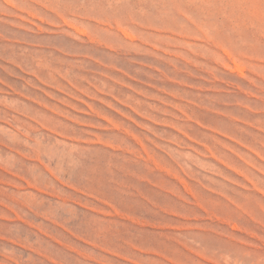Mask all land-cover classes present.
I'll list each match as a JSON object with an SVG mask.
<instances>
[{
    "label": "rangeland",
    "instance_id": "rangeland-1",
    "mask_svg": "<svg viewBox=\"0 0 264 264\" xmlns=\"http://www.w3.org/2000/svg\"><path fill=\"white\" fill-rule=\"evenodd\" d=\"M0 264H264V0H0Z\"/></svg>",
    "mask_w": 264,
    "mask_h": 264
},
{
    "label": "bare ground",
    "instance_id": "bare-ground-1",
    "mask_svg": "<svg viewBox=\"0 0 264 264\" xmlns=\"http://www.w3.org/2000/svg\"><path fill=\"white\" fill-rule=\"evenodd\" d=\"M126 34V33H125ZM127 36V35H126ZM239 70V69H238ZM241 71V70H240ZM21 127V126H20ZM31 145V144H30ZM38 148V147H37Z\"/></svg>",
    "mask_w": 264,
    "mask_h": 264
}]
</instances>
